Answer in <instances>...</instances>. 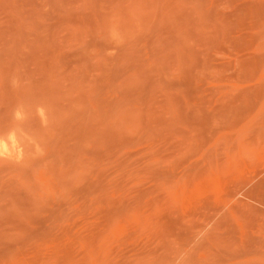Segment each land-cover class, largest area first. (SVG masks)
<instances>
[{"label": "rangeland", "instance_id": "1", "mask_svg": "<svg viewBox=\"0 0 264 264\" xmlns=\"http://www.w3.org/2000/svg\"><path fill=\"white\" fill-rule=\"evenodd\" d=\"M0 149V264H264V0H0Z\"/></svg>", "mask_w": 264, "mask_h": 264}, {"label": "bare ground", "instance_id": "2", "mask_svg": "<svg viewBox=\"0 0 264 264\" xmlns=\"http://www.w3.org/2000/svg\"><path fill=\"white\" fill-rule=\"evenodd\" d=\"M1 149H6V147H4V148H1ZM1 149H0V151H1Z\"/></svg>", "mask_w": 264, "mask_h": 264}]
</instances>
